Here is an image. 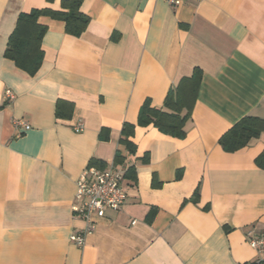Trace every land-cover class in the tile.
Instances as JSON below:
<instances>
[{
	"label": "crops",
	"instance_id": "obj_1",
	"mask_svg": "<svg viewBox=\"0 0 264 264\" xmlns=\"http://www.w3.org/2000/svg\"><path fill=\"white\" fill-rule=\"evenodd\" d=\"M62 1L0 0V264L255 260L248 239L264 235V0L178 8L81 0L88 23L78 37L56 18H38L42 64L29 76L4 57L8 38L19 14L64 11ZM196 71L181 138L137 125L145 101L163 109ZM58 102L71 106L62 116ZM245 117L261 119L262 130L224 151L220 138ZM124 124L134 127L133 151L120 142ZM110 165L125 170L124 208L95 219L75 246L70 237L86 223L72 213L74 182L88 167Z\"/></svg>",
	"mask_w": 264,
	"mask_h": 264
},
{
	"label": "trees",
	"instance_id": "obj_2",
	"mask_svg": "<svg viewBox=\"0 0 264 264\" xmlns=\"http://www.w3.org/2000/svg\"><path fill=\"white\" fill-rule=\"evenodd\" d=\"M51 1V0H47ZM81 0H64L61 2L64 11H51L48 9L31 10L29 13H21L18 16L15 29L8 38L4 57L11 60L14 65L29 76L37 73L42 64L43 52H41L40 42L46 28L39 25L40 16H50L64 22L65 32L78 37L86 28L88 18L80 13ZM199 75H194L189 79H183L175 89L170 91L164 99L163 109L151 107L147 100L140 108L137 125L146 127L153 125L161 133L181 138L184 135V123L195 102L199 86ZM69 103L58 102L56 104V115L62 116L60 112L62 106ZM185 109L186 114L181 115ZM263 127V121L254 117H245L228 130L219 140V145L226 152H235L244 148L248 141L258 136ZM133 128L129 124H124L122 128V139L127 150L133 151L131 140ZM100 138H105L100 135ZM119 156H116V160Z\"/></svg>",
	"mask_w": 264,
	"mask_h": 264
},
{
	"label": "built area",
	"instance_id": "obj_3",
	"mask_svg": "<svg viewBox=\"0 0 264 264\" xmlns=\"http://www.w3.org/2000/svg\"><path fill=\"white\" fill-rule=\"evenodd\" d=\"M172 8H178L189 1L199 0H164ZM5 98L7 102L14 99L10 90H6ZM16 125L30 127L22 122H15ZM74 130L79 132L81 124L74 126ZM125 170L110 165L108 168L100 170L95 167H88L82 172L75 183V195L72 205V213L86 223V227L78 234L70 237L75 246H82L85 236L90 234L95 228V219L103 218L107 210L119 211L124 208L128 197V186L125 182ZM249 247L255 252L256 259L248 264H264V235L248 239Z\"/></svg>",
	"mask_w": 264,
	"mask_h": 264
}]
</instances>
